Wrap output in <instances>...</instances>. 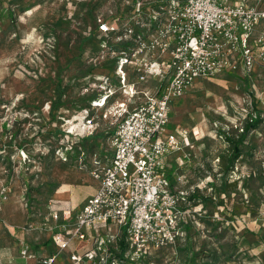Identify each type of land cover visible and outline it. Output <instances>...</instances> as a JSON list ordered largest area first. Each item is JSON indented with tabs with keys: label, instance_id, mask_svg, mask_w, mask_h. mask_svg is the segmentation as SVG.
Here are the masks:
<instances>
[{
	"label": "rangeland",
	"instance_id": "374dc122",
	"mask_svg": "<svg viewBox=\"0 0 264 264\" xmlns=\"http://www.w3.org/2000/svg\"><path fill=\"white\" fill-rule=\"evenodd\" d=\"M139 1L150 6L151 0ZM131 2L0 0V185L22 193L28 187L27 195L39 196L42 206L59 188L73 205L95 187L92 158L108 155L107 137L117 125L109 117L113 102L84 118L83 109L105 91L104 76L115 82L117 55L103 47L114 35L96 33L97 20L116 21L131 12ZM259 5L264 8V0ZM263 28L264 22L257 30ZM156 84L149 78L138 88ZM172 106L166 128H185L189 143L169 158L191 150L177 172L186 175L185 188L194 186L206 199L190 201L180 249L166 248L157 263L264 264V63L248 74L198 80ZM250 118L259 119L258 126L222 175L221 156L230 148L224 137L236 140Z\"/></svg>",
	"mask_w": 264,
	"mask_h": 264
},
{
	"label": "built area",
	"instance_id": "2783aa9c",
	"mask_svg": "<svg viewBox=\"0 0 264 264\" xmlns=\"http://www.w3.org/2000/svg\"><path fill=\"white\" fill-rule=\"evenodd\" d=\"M260 2L151 0L146 15L144 5L136 0L130 21L97 20L100 34L114 35L113 42L132 43L121 50L112 49L110 42L103 45L117 55L115 82L104 76L105 91L83 109L86 118L92 109L108 108L111 98L116 103L109 116L117 121L108 139L110 157L105 163L93 158L90 174L97 190L70 220L61 222L53 200L45 202L42 219L51 223L41 227L50 231L54 251L38 256L26 245L20 250L22 258L54 264L71 242L87 240L90 247L71 250L67 264H147L145 259L153 250L175 249L182 242V223L190 210L188 194L194 186L185 188L183 175L173 186L162 171L171 167L164 158L184 146L178 132L166 128L169 112L174 101L184 97L198 80L238 70L248 74L256 64L264 63V29L257 30L264 21ZM149 78L157 79L152 91L137 88ZM137 97L142 100L129 108ZM92 123V117L86 119L88 133ZM182 157L190 156L184 152ZM2 199L5 190L0 192ZM24 203L33 208L27 197ZM108 222L115 224L117 232L103 236L98 226ZM121 234L122 252L118 244Z\"/></svg>",
	"mask_w": 264,
	"mask_h": 264
},
{
	"label": "crops",
	"instance_id": "0c3cea01",
	"mask_svg": "<svg viewBox=\"0 0 264 264\" xmlns=\"http://www.w3.org/2000/svg\"><path fill=\"white\" fill-rule=\"evenodd\" d=\"M238 0H235V2ZM255 0H248V3H253ZM264 21H261L263 23ZM259 26V25H258ZM258 28V27H257ZM264 29V28H263ZM114 81V80H113ZM114 83V82H113ZM138 88V87H137ZM145 89H149L150 91L153 90L151 86L146 87ZM118 97H120L118 95ZM115 99V98H114ZM113 99H110V102ZM121 101V97L118 99ZM142 99L140 98H135L130 102L129 108H133L137 103H139ZM173 106L171 107V111ZM171 116H169V123ZM175 131L178 132L177 136L178 139L184 144L182 149L186 147V145L189 143L188 140V135L187 131L185 128H173L170 129L169 131ZM114 128L110 130V134L107 137V140L109 139L110 135L113 133ZM191 149V148H190ZM183 152H190V151H183ZM183 154V153H182ZM182 154H175V158L170 159L169 156L164 158V162L167 164H170V168H164L162 171L166 173L168 176V179L171 183V185L176 184V178L180 175H184L183 172L178 173L177 171L182 170L184 165L188 159H184L182 157ZM105 158L102 160H99L97 157L96 159L101 162L105 163L109 157H110V150L108 151V155H104ZM171 156V155H170ZM93 157V158H94ZM92 158V160H93ZM91 165V164H90ZM93 162H92V167H93ZM6 182V181H5ZM95 182V187L91 188L88 190H83L82 192L85 194L80 196L81 198L78 199L77 204H70L69 201L66 198V195H68V191L66 189H57L55 193L53 192L51 194V198L54 201V209L57 210L59 214V218L61 222H66L70 220V216H72L85 202V200L90 197L94 192L97 190V182ZM3 185V186H2ZM0 185V192L2 190H5V199L0 200V264H40L39 258H30V259H24L20 255V250L23 248V246H28L29 249L33 252H35L38 256H44L51 254L52 251L56 248V245L54 241L52 240L51 233L48 231L46 228L43 229L41 226L43 223H51V220L48 219L47 221H43V217L45 214V208H44V203L42 206L41 201L39 203V196H35V202L33 201V208H28L24 201L23 198L25 196L26 198V191L23 193L18 189V188H10L6 183ZM180 186V184L178 185ZM3 187V188H2ZM62 201V202H61ZM77 205V206H75ZM98 232H100L103 236L108 234V233H116L117 232V227L115 224L108 222L106 224H101L98 226L97 229ZM90 235L94 234V231L91 230L89 232ZM115 244V243H114ZM113 244L112 248L115 247ZM90 247V243L86 241H79V240H74L73 242L70 243V247L62 252L54 264H67V256L68 253L71 250H76V251H82L84 249H87ZM172 250V249H171ZM113 251L115 253L117 252V248H113ZM166 249H161V250H153V253L150 257H147L145 259L146 263H153V264H158L157 260L161 259L159 257L165 256ZM175 253V251H173ZM82 264H90V263H82Z\"/></svg>",
	"mask_w": 264,
	"mask_h": 264
},
{
	"label": "trees",
	"instance_id": "16d2710c",
	"mask_svg": "<svg viewBox=\"0 0 264 264\" xmlns=\"http://www.w3.org/2000/svg\"><path fill=\"white\" fill-rule=\"evenodd\" d=\"M161 1H170V0H161ZM135 2L136 0H132V4H131V8H130V13H128L127 15H120V17H118V19L114 22H117V23H121L125 20H127V18H131V15H134L135 13ZM150 7H143L142 10H144L145 14L147 15L149 13V10H150ZM148 11V12H147ZM147 12V13H146ZM96 33L100 34L99 31H98V28L96 30ZM132 43L130 42H113L112 43V47L115 49V50H121L122 47L124 46H129L131 45ZM171 113L172 111L170 110L169 112V116H171ZM258 122H259V119L255 118V119H252L250 121H246L245 124L242 126V130L238 136V138L236 140H234L233 138H230L228 136H225L224 137V140L227 142V144H229V153L228 154H224L221 156V161L219 163V172L222 173V175H226L230 170L233 169V166H234V163L236 160H238V157L241 155V148H240V144L242 143V141L244 140V137L247 133H249L250 131L256 129V127L258 126ZM174 128V127H173ZM27 189L29 190V188L27 187ZM26 189V190H27ZM36 190V189H35ZM197 192H193L192 195H189V199L190 201H193L194 203H199L201 200H204L206 199L205 196H203L202 194H196ZM51 194L52 193H49L48 194V198L50 199L51 198ZM26 197L31 201V202H35V195L33 196H28L27 195V192H26ZM33 200V201H32ZM45 200H48V199H45ZM43 201V200H42ZM40 199H39V203H40ZM44 202V201H43ZM120 240L118 241V244H119V248L121 250V252L125 249V245H124V241H123V234H121L120 236ZM181 247V244L179 243L175 249H180Z\"/></svg>",
	"mask_w": 264,
	"mask_h": 264
}]
</instances>
